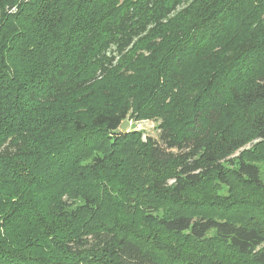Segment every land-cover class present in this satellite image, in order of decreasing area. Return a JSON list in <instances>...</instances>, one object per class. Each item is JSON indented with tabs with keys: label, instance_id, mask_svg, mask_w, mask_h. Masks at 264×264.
Returning a JSON list of instances; mask_svg holds the SVG:
<instances>
[{
	"label": "trees",
	"instance_id": "trees-1",
	"mask_svg": "<svg viewBox=\"0 0 264 264\" xmlns=\"http://www.w3.org/2000/svg\"><path fill=\"white\" fill-rule=\"evenodd\" d=\"M260 163L264 0H0V264H264Z\"/></svg>",
	"mask_w": 264,
	"mask_h": 264
},
{
	"label": "rangeland",
	"instance_id": "rangeland-1",
	"mask_svg": "<svg viewBox=\"0 0 264 264\" xmlns=\"http://www.w3.org/2000/svg\"><path fill=\"white\" fill-rule=\"evenodd\" d=\"M130 129L140 130L144 133L145 136H150L152 138H156V135H157V132L154 129V124L151 122H146V121L139 122V123L129 122V126L127 128V131H129ZM258 167H259V171H260V180L262 183H264V163L258 164ZM220 194L223 197H227L228 193L226 192V189L224 188V189H222ZM250 205H249V207H250Z\"/></svg>",
	"mask_w": 264,
	"mask_h": 264
},
{
	"label": "water",
	"instance_id": "water-1",
	"mask_svg": "<svg viewBox=\"0 0 264 264\" xmlns=\"http://www.w3.org/2000/svg\"><path fill=\"white\" fill-rule=\"evenodd\" d=\"M128 126H129V122L128 121H123L122 123H121V125L119 126V131L121 132V133H126L127 132V128H128Z\"/></svg>",
	"mask_w": 264,
	"mask_h": 264
}]
</instances>
